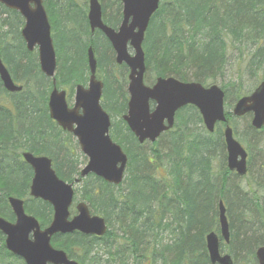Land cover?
I'll use <instances>...</instances> for the list:
<instances>
[{
    "label": "trees",
    "instance_id": "trees-1",
    "mask_svg": "<svg viewBox=\"0 0 264 264\" xmlns=\"http://www.w3.org/2000/svg\"><path fill=\"white\" fill-rule=\"evenodd\" d=\"M78 1L43 0L51 34L63 30L61 11ZM117 8L112 18L103 5L106 24L119 23ZM86 15L77 26L83 49L80 70L70 57L61 58V46L59 50L54 46L56 87L85 85L88 47L98 55L101 41L106 44L109 58L97 61V76L104 85L102 106L113 120L110 136L128 162L119 186L91 175L75 188L71 215L75 204L85 203L91 214L104 219L106 234L101 238L77 232L56 235L52 246L78 264H211L206 237L219 235L218 204L222 201L230 241L220 242V252L228 254L233 264H256L255 251L264 245V128L253 129L249 115L243 117L248 121L239 133L236 118L226 112L234 137L248 154L247 174L242 178L227 170L224 125L208 133L192 106L179 110L173 129L155 143L139 144L122 120L127 111V68L116 65L114 52L101 33L90 34ZM22 26L19 14L0 4V62L22 87L19 93H8L0 81V217L14 221L7 202L14 197L23 200L25 212L45 228L52 209L30 198L32 171L21 154L49 158L58 178L67 183L78 178L80 170L72 156V136L49 117L52 83L40 72L36 54L27 52L20 36ZM142 48L147 85L159 77L215 85L233 62L237 82L220 87L229 106L243 96V77L264 81V0H161ZM256 161L260 165L254 169ZM4 240L0 233V264H25L6 250Z\"/></svg>",
    "mask_w": 264,
    "mask_h": 264
},
{
    "label": "water",
    "instance_id": "water-1",
    "mask_svg": "<svg viewBox=\"0 0 264 264\" xmlns=\"http://www.w3.org/2000/svg\"><path fill=\"white\" fill-rule=\"evenodd\" d=\"M120 2L122 22L117 31L103 24L98 0L88 1L87 20L91 31L99 30L110 43L116 64H124L129 69L127 112L122 117L129 131L139 144L155 143L161 134L173 128L176 113L192 106L201 116L208 133H213L217 124L225 125L223 137L227 169L238 177H244L247 174V153L233 136L225 116V94L219 86L180 82L172 77H159L151 87L144 84L145 59L142 44L160 0ZM0 4L19 13L23 18L24 25L20 35L26 50L29 53L36 50L39 70L52 82L47 103L49 117L59 128L76 139L81 153L87 159L79 178L72 183H66L58 178L49 158L35 156L29 152L22 153L24 163L33 173L29 195L52 208V220L48 227L42 229L34 217L25 213L22 200L9 197L7 201L14 222L0 217V233L5 238L6 250L22 259L25 264H78L69 259L64 251L53 248L51 239L56 235L75 232L101 238L106 234L107 226L102 217L91 215L83 202L76 205V214L71 217L74 186L90 175L107 184L120 185L125 176L127 156L122 148L112 141L109 134L111 121L100 104L103 83L96 76L97 60L94 48L89 46L86 53L88 85L76 86L74 103L69 107L66 92L56 87V54L43 0H0ZM0 81L8 93H18L22 90V87L12 81L2 62ZM247 114L252 116V128L260 131L264 127V81L260 82L250 95L236 101L232 115L239 118ZM218 219L220 237L228 244L229 226L222 201L218 205ZM206 247L211 264H233L229 255L220 253L219 238L216 234L210 233L206 237ZM255 259L257 264H264V245L255 251Z\"/></svg>",
    "mask_w": 264,
    "mask_h": 264
},
{
    "label": "rangeland",
    "instance_id": "rangeland-1",
    "mask_svg": "<svg viewBox=\"0 0 264 264\" xmlns=\"http://www.w3.org/2000/svg\"><path fill=\"white\" fill-rule=\"evenodd\" d=\"M103 5L105 6L107 16L113 17L116 15V12L118 10L117 8L118 3L116 2V0H103ZM86 7H87V1H86ZM119 8L121 11V5ZM86 10L87 9H85L83 0L75 2L74 5H70L67 10L63 9L60 13V18H59V23L61 24L60 26L63 27V30L57 31V33L54 31L52 33V40L54 46L58 50L60 46L62 48L61 58L65 60V58H67L66 56L70 57V59H72V62L74 61L73 63L74 67L77 68L78 70H80V68H82L83 66V49L81 46V41L77 38V26L80 23V21L83 19L84 14L87 13ZM84 41H86V39ZM101 46H102V48L100 49L101 51L99 52L98 55H96V58L98 62L104 63L107 60V58H109L110 53L109 50L107 49L106 44H104V42L102 41H101ZM114 70H115V74L117 75L118 74L117 68ZM236 73H237L236 64L234 66L232 62V67L228 68L227 72L225 73L222 79L220 77L217 79L215 85L221 87V85L223 84L227 85L228 83L229 84L236 83L237 82ZM101 75L104 76L103 73H101ZM259 81L260 80L258 79L255 80V78L253 77L252 78L248 76L243 77V82L241 83L242 95L244 96L249 94V92L251 93L259 84ZM85 85H87V82ZM74 88L75 85L65 86V88H62L67 92V102L70 106H72L74 102ZM70 89L72 90L71 95L69 94L71 91ZM104 99L105 96L102 95V99H101L102 105L104 104ZM235 102L236 100H234L228 106L227 102L225 101V111L231 113ZM248 120L250 121V118H248ZM248 120L244 118H236L237 130L239 133H242L245 124ZM236 139L238 140V138ZM73 146H74V149L72 150L73 160L75 161V163H77L78 169L81 170L86 165L87 160L74 142H73ZM259 163L260 162L256 161V164L254 165V169L257 165L258 166L260 165Z\"/></svg>",
    "mask_w": 264,
    "mask_h": 264
},
{
    "label": "flooded vegetation",
    "instance_id": "flooded-vegetation-1",
    "mask_svg": "<svg viewBox=\"0 0 264 264\" xmlns=\"http://www.w3.org/2000/svg\"><path fill=\"white\" fill-rule=\"evenodd\" d=\"M98 2L100 3V5H101V12H102V21H103V24L104 25H106L107 27H110V28H112L113 30H115V31H117L118 30V28L120 27V25H121V22H122V6H121V11H120V13H121V17H120V21H119V23L117 24V26H111V25H108V24H106L105 22H104V19H103V10H102V8H103V4L100 2V0H98ZM120 2V1H119ZM120 5H121V3H119ZM118 4V7H120V5ZM87 12H88V3H87ZM86 18H87V15H86ZM113 18V17H112ZM87 23H88V20H87ZM88 27H89V23H88ZM89 31H90V34L91 35H94L96 32H99V33H101L99 30H95V31H91V29H90V27H89ZM102 34V33H101ZM103 35V34H102ZM104 36V35H103ZM111 46V45H110ZM112 48V47H111ZM113 51V50H112ZM37 63H38V61H37ZM88 81V80H87ZM153 84V83H152ZM151 84V85H152ZM150 85V86H151ZM83 87H87V85H83ZM74 93H75V88H74ZM70 94V93H69ZM71 135V134H70ZM72 136V135H71ZM72 138L74 139V137L72 136ZM74 141V143L77 145V147H78V144H77V141H76V139H74L73 140Z\"/></svg>",
    "mask_w": 264,
    "mask_h": 264
},
{
    "label": "bare ground",
    "instance_id": "bare-ground-1",
    "mask_svg": "<svg viewBox=\"0 0 264 264\" xmlns=\"http://www.w3.org/2000/svg\"><path fill=\"white\" fill-rule=\"evenodd\" d=\"M54 248V247H53ZM56 249V248H55ZM59 250V249H58Z\"/></svg>",
    "mask_w": 264,
    "mask_h": 264
}]
</instances>
